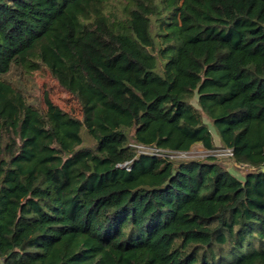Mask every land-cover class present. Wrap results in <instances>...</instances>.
Masks as SVG:
<instances>
[{"label": "trees", "instance_id": "trees-1", "mask_svg": "<svg viewBox=\"0 0 264 264\" xmlns=\"http://www.w3.org/2000/svg\"><path fill=\"white\" fill-rule=\"evenodd\" d=\"M263 165L264 0H0L1 264H264Z\"/></svg>", "mask_w": 264, "mask_h": 264}, {"label": "rangeland", "instance_id": "rangeland-1", "mask_svg": "<svg viewBox=\"0 0 264 264\" xmlns=\"http://www.w3.org/2000/svg\"><path fill=\"white\" fill-rule=\"evenodd\" d=\"M119 10V6L116 5ZM121 13L119 12V16ZM8 80L12 81L14 85L19 88L25 95L29 103L39 105L42 109H45L44 95L49 94L51 101L59 106L62 110L70 115L77 118H81V108L73 98V96L66 90L62 89L58 83L53 79L51 74L47 69H40L38 71L32 72L29 76L19 75L13 72L7 77ZM206 122H208L205 119ZM216 148L213 150L205 149L201 144H196L193 146L191 151L180 154L176 160L178 162L185 161H205L214 155H218L219 148H222L218 144V139L215 137ZM218 149V150H217ZM217 162L221 164L229 172L234 173L238 178L242 177V170L237 169L232 160L223 158L217 159ZM1 264V261H0Z\"/></svg>", "mask_w": 264, "mask_h": 264}, {"label": "built area", "instance_id": "built-area-1", "mask_svg": "<svg viewBox=\"0 0 264 264\" xmlns=\"http://www.w3.org/2000/svg\"><path fill=\"white\" fill-rule=\"evenodd\" d=\"M138 150L139 154H146V155H155L160 158L167 159L169 161H174L176 162V158L179 157L180 154H185L183 152H172V151H160L158 149H151V148H146L141 145H133ZM218 150V149H217ZM215 158L217 159H223L227 158L233 161L234 153L232 149L229 148H219V153L218 155H214ZM121 167H125L127 169L130 168L128 164H123Z\"/></svg>", "mask_w": 264, "mask_h": 264}, {"label": "water", "instance_id": "water-1", "mask_svg": "<svg viewBox=\"0 0 264 264\" xmlns=\"http://www.w3.org/2000/svg\"><path fill=\"white\" fill-rule=\"evenodd\" d=\"M256 173H264V165L263 166H259L255 169Z\"/></svg>", "mask_w": 264, "mask_h": 264}]
</instances>
